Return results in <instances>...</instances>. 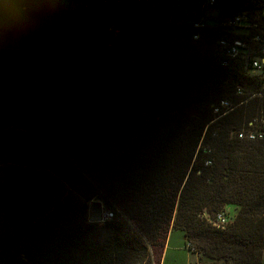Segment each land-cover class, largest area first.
Segmentation results:
<instances>
[{"label":"trees","instance_id":"1","mask_svg":"<svg viewBox=\"0 0 264 264\" xmlns=\"http://www.w3.org/2000/svg\"><path fill=\"white\" fill-rule=\"evenodd\" d=\"M114 7L113 24L26 11L20 47H0V264H162L172 230L199 264H262L264 72L216 47L245 10L264 35L260 1L218 0L198 41L193 22ZM221 101L236 108L218 118ZM93 200L113 217L90 222ZM229 204L231 225L208 223Z\"/></svg>","mask_w":264,"mask_h":264},{"label":"rangeland","instance_id":"2","mask_svg":"<svg viewBox=\"0 0 264 264\" xmlns=\"http://www.w3.org/2000/svg\"><path fill=\"white\" fill-rule=\"evenodd\" d=\"M137 1L140 5L141 18L164 20V22H177L175 18L179 13H193L190 19L183 20L186 24L190 22L202 20L208 26H215V22H219V10L216 7H210L208 0H131ZM114 6L120 3V0H113ZM78 6L94 7L97 13H102L111 17H115L116 7L112 6L108 0H0V47L18 49L21 44V19L26 11L30 10H48L58 11L61 9H72ZM167 20L166 19H173ZM187 26V25H186ZM118 29V28H117ZM191 31V29L189 28ZM253 123L251 122L250 126ZM105 205L99 200H93L90 206ZM229 217L235 218L238 207L229 204L225 207ZM104 215V213H103ZM103 223V222H100ZM166 256V257H165ZM163 256L162 264H199V260L203 258L208 260L200 253H192L186 248L184 233L180 230H174L171 242L167 252ZM264 264V255L263 262Z\"/></svg>","mask_w":264,"mask_h":264},{"label":"built area","instance_id":"3","mask_svg":"<svg viewBox=\"0 0 264 264\" xmlns=\"http://www.w3.org/2000/svg\"><path fill=\"white\" fill-rule=\"evenodd\" d=\"M259 1L262 9L257 14V18L264 19V0ZM207 3L210 7H214L218 5V0H208ZM192 25L194 29L192 39L198 41L200 39L199 30L204 29L208 25L200 19L194 21ZM217 27L218 37L216 47L219 55L224 59V66L233 68L239 63L247 72H252L253 74L264 72V35L260 32L261 28L258 21H256V18H252L249 11L245 10L229 16L219 22ZM116 28L114 25H111L110 31L117 33ZM240 93L242 94L243 92L240 91ZM235 108L231 106L230 102L221 101L215 106L214 114L220 118ZM242 136L240 134V137ZM248 137L249 139L263 138L264 132L258 135L251 133ZM204 216L209 224L218 229H225L234 222V218L229 217L225 209L217 212L213 216L205 211ZM112 217L113 214L106 209L103 215V221L111 219Z\"/></svg>","mask_w":264,"mask_h":264},{"label":"water","instance_id":"4","mask_svg":"<svg viewBox=\"0 0 264 264\" xmlns=\"http://www.w3.org/2000/svg\"><path fill=\"white\" fill-rule=\"evenodd\" d=\"M192 16V14L189 15V17L187 16H179L177 17V20H186V19H190ZM117 22V18L116 17H108L106 20V23H116ZM106 211V209L103 206H98V205H94L92 204L90 206V213H89V221L90 222H94V223H100L103 222V213Z\"/></svg>","mask_w":264,"mask_h":264},{"label":"crops","instance_id":"5","mask_svg":"<svg viewBox=\"0 0 264 264\" xmlns=\"http://www.w3.org/2000/svg\"><path fill=\"white\" fill-rule=\"evenodd\" d=\"M78 7H81V8H83V9H89V8H92V9H94V7H82V6H78ZM76 8V7H75ZM139 14H140V12H139ZM190 14H193V13H190ZM190 14H188V15H190ZM182 15H185L184 13H179L175 18H177V17H179V16H182ZM141 18V17H140ZM175 18H173V19H166L165 21H167V20H174ZM141 19H145V18H141ZM148 19V18H147ZM155 20V19H154ZM158 20H160V19H158ZM164 21V20H163ZM173 231L174 230H172L171 232H170V234H169V238H168V241H167V244H166V247H165V250H164V255L163 256H165V253L167 252V250H168V248H169V245H170V242H171V237H172V235H173ZM166 257V256H165ZM163 260V259H162Z\"/></svg>","mask_w":264,"mask_h":264}]
</instances>
